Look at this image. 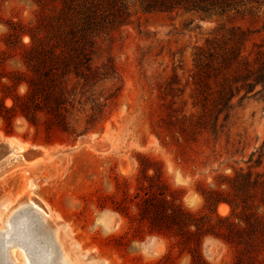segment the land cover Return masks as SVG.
I'll use <instances>...</instances> for the list:
<instances>
[{
	"label": "rangeland",
	"instance_id": "374dc122",
	"mask_svg": "<svg viewBox=\"0 0 264 264\" xmlns=\"http://www.w3.org/2000/svg\"><path fill=\"white\" fill-rule=\"evenodd\" d=\"M45 2L46 11L58 6ZM41 12L39 0H0V104L6 109L14 106L11 96L23 97L28 91L24 82L18 85L15 80L30 77L24 54L32 47L30 33L36 31ZM233 25L254 32L243 53L253 60V45L264 43V19L253 23L248 17L229 20L137 10L114 34L110 50L123 79L122 91L107 119L89 134L75 138L54 127L48 130L44 118L31 125L18 111L0 110L1 140L13 138L44 154L34 165L9 157L0 161V252L8 261L13 264L10 254L19 248L16 242L27 221L36 246L32 253L44 254L45 264L191 263L171 236L139 220L137 204L144 197L138 189L140 162L157 164L177 202L201 216L210 214L204 193L225 194L228 185L220 183L246 170L251 154L264 146V108L253 94L234 100L217 139L202 132L195 141L185 136L179 140L160 127L167 115L196 112L189 78L193 48L203 46L219 28ZM172 68L177 78H171ZM221 204L227 213H219ZM221 204L214 212L226 217L230 208ZM12 226L16 231L10 236ZM198 249L203 264H232L233 250L216 238L202 237ZM18 251L19 262L25 264V254ZM31 256L30 263L37 264Z\"/></svg>",
	"mask_w": 264,
	"mask_h": 264
},
{
	"label": "trees",
	"instance_id": "16d2710c",
	"mask_svg": "<svg viewBox=\"0 0 264 264\" xmlns=\"http://www.w3.org/2000/svg\"><path fill=\"white\" fill-rule=\"evenodd\" d=\"M39 2L42 12L36 31L30 33L32 47L24 54L30 77L15 80L18 85L24 82L28 91L23 97L11 96L12 109L0 104V110L18 111L31 125L44 118L48 130L54 127L75 138L95 131L122 91L123 79L110 50L114 34L137 10L168 15L184 11L229 20L248 17L253 23L264 19V0H47V5L58 2L48 12L45 0ZM253 33L239 25L221 27L203 46L193 48L189 78L196 112L188 117L167 115L160 127L179 140L185 136L195 141L202 132L217 139L236 98L241 102L253 94L264 108V43L253 45V60L243 55ZM172 74L177 78L173 68ZM263 161L264 146L251 154L246 170L220 183L228 185L225 194L204 193L210 214L200 216L177 202L157 164L141 160L138 189L144 197L137 204L139 220L171 236L173 245L190 255V264H203L198 247L204 236L228 245L232 264H264ZM150 170L153 175L148 176ZM221 203L230 208L226 217L214 212Z\"/></svg>",
	"mask_w": 264,
	"mask_h": 264
},
{
	"label": "bare ground",
	"instance_id": "6f19581e",
	"mask_svg": "<svg viewBox=\"0 0 264 264\" xmlns=\"http://www.w3.org/2000/svg\"><path fill=\"white\" fill-rule=\"evenodd\" d=\"M0 142L2 143V145H0V161H2L5 158H12L14 160H17V162H23L25 161V163L28 165H34L38 162H40L42 159L36 157L37 155L34 154V152L31 150L32 147L28 146L27 144H23L20 143L18 141H16L13 138H4L3 140H1L0 138ZM81 143V141H80ZM29 201H31L30 197L28 198ZM42 212L47 215V212L43 209H41ZM218 211L221 214H224L227 211V207L225 205H219L218 206ZM227 213V212H226ZM27 221H25V223H22V229L19 232V237H21V239L16 242L17 244H19L20 246H18L19 248L13 249L11 251V257L13 260V264H21L19 262V257H18V250H20L22 252V255H24V259H25V264H31L30 263V259L29 256L32 255V259L35 258V261L37 260V264H45L46 262V258H41L44 257L42 253H40L39 255L36 254L37 252L34 251L33 253L31 252V247H33V241L31 240V232L29 231V226H27ZM30 223V222H29ZM13 231L9 233L10 236H12V234L16 231V227H13ZM31 228V227H30ZM20 229V228H19ZM21 233L23 234V236L21 235ZM28 235L30 236L29 238L26 239V236ZM3 235V233L1 234ZM34 248L36 249V246L34 245ZM44 252V251H43ZM30 254V255H29ZM27 255V256H26ZM10 262V260H9ZM11 263V262H10ZM12 264V263H11Z\"/></svg>",
	"mask_w": 264,
	"mask_h": 264
},
{
	"label": "water",
	"instance_id": "95a60500",
	"mask_svg": "<svg viewBox=\"0 0 264 264\" xmlns=\"http://www.w3.org/2000/svg\"><path fill=\"white\" fill-rule=\"evenodd\" d=\"M0 145H2L1 142H0ZM32 150H33L34 154L37 155V157H39V156H43V157H44V154H41V151H39L38 149H36V148H32ZM29 231L31 232V229H29ZM33 248H34V247H31V252H32V249H33ZM0 259H1V261H2V264H10L9 261H8V259L4 256L3 251L0 252Z\"/></svg>",
	"mask_w": 264,
	"mask_h": 264
},
{
	"label": "clouds",
	"instance_id": "9594fccd",
	"mask_svg": "<svg viewBox=\"0 0 264 264\" xmlns=\"http://www.w3.org/2000/svg\"><path fill=\"white\" fill-rule=\"evenodd\" d=\"M25 91V89L23 88V87H21L20 88V92H24ZM134 247H135V245H133ZM163 251H164V248H163V246H161V249H160V255H162L163 254ZM158 258V257H157Z\"/></svg>",
	"mask_w": 264,
	"mask_h": 264
}]
</instances>
